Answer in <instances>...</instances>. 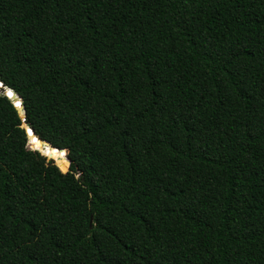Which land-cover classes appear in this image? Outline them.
<instances>
[{"label": "trees", "instance_id": "trees-1", "mask_svg": "<svg viewBox=\"0 0 264 264\" xmlns=\"http://www.w3.org/2000/svg\"><path fill=\"white\" fill-rule=\"evenodd\" d=\"M0 81V264H264V0H0Z\"/></svg>", "mask_w": 264, "mask_h": 264}, {"label": "water", "instance_id": "water-1", "mask_svg": "<svg viewBox=\"0 0 264 264\" xmlns=\"http://www.w3.org/2000/svg\"><path fill=\"white\" fill-rule=\"evenodd\" d=\"M0 92L2 93V95L7 96V97H8V98L14 103L15 107L19 110L21 116L24 117V113L22 112L23 109H24V106H23V104H22V99H21L19 96H17L14 92L7 90L5 87H3V89H0ZM8 92H12V94H13L12 97H9V96L7 95ZM17 101H19V107H17ZM22 128L26 131V134H27V137H28V140H29L28 147H29L31 150H33V151H38V152H40V153H41L44 157H46L48 160H52V161L55 163V165H56V166H57V167H58L63 173H67V171H68V167L64 169L65 171H63L62 168H60L59 165H57V163H56V161H55L54 159H51L48 155H46V154H44L42 151H40V149H36L35 147H33V145L31 144L32 142H31L30 134H32L33 137L36 138V139L41 143V145H43L44 148H51V149L56 150V151H58V152H60V153H65V158L67 159V161L69 162V164H72V162H71V160H70V158H69V151H68V150H62V149L55 148V147L51 146L48 142L42 141V140H41V139L35 134V132L27 126L25 120H24V124H23ZM33 137H32V138H33Z\"/></svg>", "mask_w": 264, "mask_h": 264}, {"label": "snow or ice", "instance_id": "snow-or-ice-1", "mask_svg": "<svg viewBox=\"0 0 264 264\" xmlns=\"http://www.w3.org/2000/svg\"><path fill=\"white\" fill-rule=\"evenodd\" d=\"M3 87H4V84L2 81H0V89H3ZM7 95L11 97L13 94L12 92H8ZM17 107H19V101H17Z\"/></svg>", "mask_w": 264, "mask_h": 264}]
</instances>
